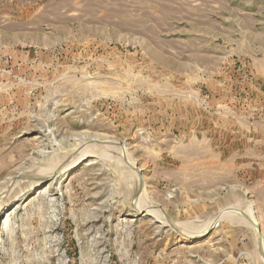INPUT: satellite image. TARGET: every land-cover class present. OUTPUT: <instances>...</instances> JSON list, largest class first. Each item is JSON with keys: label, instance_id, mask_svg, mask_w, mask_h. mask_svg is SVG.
Masks as SVG:
<instances>
[{"label": "rangeland", "instance_id": "1", "mask_svg": "<svg viewBox=\"0 0 264 264\" xmlns=\"http://www.w3.org/2000/svg\"><path fill=\"white\" fill-rule=\"evenodd\" d=\"M263 243L264 0H0V264Z\"/></svg>", "mask_w": 264, "mask_h": 264}, {"label": "bare ground", "instance_id": "2", "mask_svg": "<svg viewBox=\"0 0 264 264\" xmlns=\"http://www.w3.org/2000/svg\"><path fill=\"white\" fill-rule=\"evenodd\" d=\"M82 158V157H81ZM79 161H80V158L78 159V160H76V161H74V162H71L70 164H68L67 166H65L62 170H61V174H65V173H68V172H70V171H72V170H74L77 166H78V163H79ZM82 161V160H81ZM138 170L139 169H137V168H135V174H136V178H137V185H141V183H142V178H141V175H140V178H139V175H138ZM140 171V170H139ZM141 181V182H140ZM143 190V189H142ZM139 194H140V192H139ZM138 194V195H139ZM143 195V194H142ZM142 199V198H141ZM145 199V198H144ZM143 199V200H144ZM145 201V200H144ZM139 206V205H138ZM137 208V207H136ZM157 209V208H156ZM235 209H236V207H235ZM137 210H139V209H137ZM238 210H240V209H238ZM243 210V209H242ZM241 210V211H242ZM141 211V210H140ZM143 211V210H142ZM147 211H149V210H147ZM152 210H150L147 214H155L156 212H154V211H152ZM236 211V210H235ZM241 211L240 212H237L236 211V214H241ZM243 212V211H242ZM248 213H249V211H248ZM250 214V213H249ZM160 215V214H159ZM228 215H229V212H228ZM245 215H247V214H245ZM153 216V215H152ZM223 217H225L226 215H222ZM234 216H236V215H234ZM241 217H243L242 219H244V220H247L246 218H244V216H242V215H240ZM250 216V215H249ZM252 216V215H251ZM154 217V216H153ZM221 217V216H220ZM237 217H238V215H237ZM236 217V218H237ZM246 217V216H245ZM247 217H248V215H247ZM254 217V216H253ZM252 217V222H254L255 223V221L257 220H255V218H253ZM157 218H160V217H157ZM162 218V217H161ZM240 218V217H239ZM249 218V217H248ZM250 219V218H249ZM4 222V224H7V217H6V220L4 219L3 220ZM160 221V220H159ZM165 221V220H164ZM163 221V222H164ZM212 221H214V220H212ZM249 221H251V220H249ZM166 222V221H165ZM245 222V221H244ZM251 222V223H252ZM173 223H175V222H173V221H170V227H176V226H174V224ZM253 223V224H254ZM257 223V222H256ZM175 225H178V223L177 224H175ZM255 225V224H254ZM181 226V225H180ZM183 227H184V225H182ZM210 226V225H209ZM178 227V226H177ZM257 227V226H256ZM187 228V227H186ZM253 228H254V226H253ZM175 230V229H174ZM180 231V230H179ZM184 231H186L185 230V228H184ZM183 231V232H184ZM257 233L259 232V234H260V231H259V228L257 227V231H256ZM192 233V232H191ZM183 234H185V233H183ZM180 235V234H179ZM183 238L185 239V240H187V241H192V240H196V239H199L200 238V234H196V233H192V234H190V233H188V234H185V235H183ZM263 240V239H262ZM264 244V243H263ZM262 245V244H261ZM263 247V246H262ZM263 251V250H262ZM261 256V255H260Z\"/></svg>", "mask_w": 264, "mask_h": 264}, {"label": "water", "instance_id": "3", "mask_svg": "<svg viewBox=\"0 0 264 264\" xmlns=\"http://www.w3.org/2000/svg\"><path fill=\"white\" fill-rule=\"evenodd\" d=\"M139 175V178H140V174H138ZM141 182V181H140Z\"/></svg>", "mask_w": 264, "mask_h": 264}]
</instances>
